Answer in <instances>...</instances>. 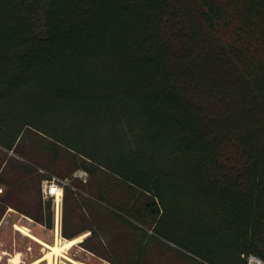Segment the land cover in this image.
<instances>
[{"label": "trees", "instance_id": "16d2710c", "mask_svg": "<svg viewBox=\"0 0 264 264\" xmlns=\"http://www.w3.org/2000/svg\"><path fill=\"white\" fill-rule=\"evenodd\" d=\"M32 130L80 158L98 180L92 202L127 225L105 189L114 177L129 199L198 193L239 264L264 260V0H0V147L25 158ZM40 194L22 212L53 228ZM160 213L144 201L138 219Z\"/></svg>", "mask_w": 264, "mask_h": 264}, {"label": "rangeland", "instance_id": "374dc122", "mask_svg": "<svg viewBox=\"0 0 264 264\" xmlns=\"http://www.w3.org/2000/svg\"><path fill=\"white\" fill-rule=\"evenodd\" d=\"M19 123L20 120H17L16 124ZM17 148L19 153L26 154L25 158L0 147V187L3 189V192H0V200L12 202L10 210L15 211L13 216H6L9 210V207H6L0 216V224L5 219L0 227V264H34L49 250L45 242L43 245L26 241V234L16 228L14 219L18 222V217L25 218L20 212L34 210L35 205L32 202L39 199V184L37 179H34L36 176L25 178L26 173L20 170L19 165L26 163V158L35 157L41 164L37 170L43 177H71L78 169L87 170L78 167L83 164L80 158L76 159L73 153L62 146L53 145L46 137L33 130L27 132ZM6 159L9 161L4 166L1 162ZM100 175L105 176L103 172H100ZM25 181H29L31 192L22 190ZM111 181L109 185L106 181L104 183L107 185L106 192L109 190L107 196L113 202L121 201L129 208V214H122L131 225L117 219L111 212L113 209L103 202L98 201L100 206L92 202H97L92 193L99 192L96 178L89 174L86 182L76 179L74 192L78 194L76 196L71 194V191L68 192L58 224L53 200L49 199L54 223L53 228L46 227L45 232L50 239L48 244H55L57 233L61 241L69 239L62 234V224L66 220L70 232H78L77 236L85 233L86 235L82 241L65 251L71 259L60 255L55 257L52 263L44 259L37 264H239L235 246L225 225L214 210L203 205V199L198 193H177L176 190L172 192L167 189L160 195L150 193V196L143 198H135V193L129 199L126 189V192H121V189L116 187L119 186L117 179L114 177ZM9 184L14 187L10 188L11 191ZM122 186L124 185L120 183V188ZM8 193L14 194L9 196ZM159 197L163 198L165 206ZM42 200L45 202L44 198ZM144 201H156L161 208V213L154 215L156 223L152 227L150 218L147 222L138 219ZM72 217H76L74 221ZM90 225L95 227V234H91V231L83 232V229Z\"/></svg>", "mask_w": 264, "mask_h": 264}, {"label": "built area", "instance_id": "2783aa9c", "mask_svg": "<svg viewBox=\"0 0 264 264\" xmlns=\"http://www.w3.org/2000/svg\"><path fill=\"white\" fill-rule=\"evenodd\" d=\"M89 173L83 169H78L74 172L72 177H57L52 176L51 178H44L41 183V192L45 200L52 199L55 208V219L58 224L62 217V205L64 201V189L65 186H71L73 179H79L86 182L88 180ZM73 189L74 186L72 187ZM3 189L0 188V192ZM247 264H264V260L259 256L250 254L246 257Z\"/></svg>", "mask_w": 264, "mask_h": 264}, {"label": "crops", "instance_id": "0c3cea01", "mask_svg": "<svg viewBox=\"0 0 264 264\" xmlns=\"http://www.w3.org/2000/svg\"><path fill=\"white\" fill-rule=\"evenodd\" d=\"M2 183L5 184L6 182H2ZM37 184H38V182H37ZM29 185H30V183H28V182L26 183L25 182V184L22 187V190L26 191L28 188L30 189ZM0 188H2V187H0ZM37 190H38V193H42L41 190H40V186L39 185H38ZM10 209H12L11 206H9V210H7L6 216L7 215L13 216V214H14L13 212H15V211L14 210H10ZM20 213H21V215L25 216V218L24 217H18V218L16 217L18 222H16V219H14L15 224L16 225H20L21 224L20 226L27 228L35 236V237H30L28 235H25L24 239L26 241H31V242H33L35 244H43V242L50 243L49 242L50 239L48 237V234H46V232H45L46 226L44 224L32 219L31 217L27 216V214H25L24 212L21 211ZM4 221H5V219H4ZM4 221H2V223L0 224V227L3 224Z\"/></svg>", "mask_w": 264, "mask_h": 264}, {"label": "bare ground", "instance_id": "6f19581e", "mask_svg": "<svg viewBox=\"0 0 264 264\" xmlns=\"http://www.w3.org/2000/svg\"><path fill=\"white\" fill-rule=\"evenodd\" d=\"M16 228L20 231H22L24 234L30 236V237H35L27 228L22 227L20 225H16ZM59 231V230H58ZM57 238H56V242L55 244H48V243H44L45 246L49 249L47 251V253L45 254L44 257L40 258L39 260H37L36 262H34V264L39 263L40 261L44 260V259H48L49 263H52L54 258L57 256H63V257H67L69 259H71L70 257H68L65 254V251L67 249H71L74 245H76L78 242L82 241L83 237L86 235H80L78 237H75L73 239H66L64 241H61L59 238V233H57ZM45 247V248H46ZM15 259V258H14ZM17 263V262H16Z\"/></svg>", "mask_w": 264, "mask_h": 264}]
</instances>
